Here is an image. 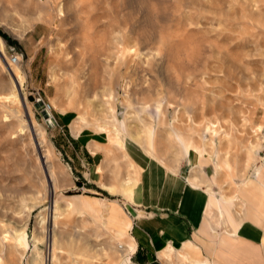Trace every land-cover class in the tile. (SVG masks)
<instances>
[{"label":"rangeland","instance_id":"374dc122","mask_svg":"<svg viewBox=\"0 0 264 264\" xmlns=\"http://www.w3.org/2000/svg\"><path fill=\"white\" fill-rule=\"evenodd\" d=\"M0 39V264H44L47 246L51 264L148 261L111 219L112 200L159 199L135 191L153 163L115 133L161 158L154 190L165 172L198 186L208 166L214 209L254 218L258 188L242 184L264 176V0H0ZM197 239L211 254L213 231Z\"/></svg>","mask_w":264,"mask_h":264},{"label":"crops","instance_id":"0c3cea01","mask_svg":"<svg viewBox=\"0 0 264 264\" xmlns=\"http://www.w3.org/2000/svg\"><path fill=\"white\" fill-rule=\"evenodd\" d=\"M186 153L194 167L204 155L202 154L194 164L192 150ZM149 160L153 163L151 167L143 166L136 160L144 170L140 171L135 191L141 192L142 196L156 192L159 199L148 204L131 205L132 209L125 207L118 200H112L115 205L111 224L125 227L127 233L135 240L131 254L134 259L147 257L148 261L144 262L147 264L159 255L161 260L170 264L175 261L182 264H264V165L257 171L258 177H262L258 182L249 180L242 184L245 189L243 192L247 194L252 191L251 185L258 188V193L250 195L252 204L245 208L252 210L254 218H246V210L240 213L229 206L214 209L207 184H204L209 178L208 166L202 167L198 176L201 184L198 186L191 184L189 176L183 173L170 179L165 172L164 184L160 183L157 190H154L152 175L159 160L154 157ZM146 167L152 176L149 186L143 180V177L147 176ZM180 171L182 172V169ZM104 186L109 190L115 189L106 184ZM216 216L217 221L227 225L223 232L216 231L212 226ZM209 228L217 239L214 240L211 254L204 251L203 245L199 244L197 239ZM224 228L225 226L221 227ZM117 235L124 234L120 232ZM125 262L126 259L122 264Z\"/></svg>","mask_w":264,"mask_h":264},{"label":"bare ground","instance_id":"6f19581e","mask_svg":"<svg viewBox=\"0 0 264 264\" xmlns=\"http://www.w3.org/2000/svg\"><path fill=\"white\" fill-rule=\"evenodd\" d=\"M3 47H4V42L0 39V50H2L3 49ZM10 62V61H9ZM10 64H12V63H10ZM14 73L12 74L14 77H18L19 76V74L17 73V70L16 71H13ZM43 107H45V106H43ZM46 108V107H45ZM48 108H46L44 111H46ZM46 114V116H48V114L47 113H45ZM52 116V115H51ZM126 125V123H125V121H124V126ZM103 126V125H102ZM106 126V125H105ZM107 127V126H106ZM108 129V128H107ZM174 129L175 130H177V128H175L174 127ZM108 131V130H107ZM117 132V131H116ZM112 134V133H111ZM118 134H119V132H118ZM191 140H189L188 141V143H187V146H189L190 148H191V150H192V152H193V163L194 164H196L197 163V161H198V159L200 158V156L202 155V154H204V148L202 147V146H193V145H191V142H190ZM112 142H114V143H116V144H121L122 145V148H123V146H124V148H126L127 149V151L129 152V154L130 155H132V157L134 158V159H136V160H138V158H137V156H135V155H141L140 156V160H142V165L143 164H145L148 160H149V158H148V156H147V153L149 152V148L146 146V149L145 150H143V152H141L139 149H138V147L135 145V144H133L129 139H128V137H126V138H124L123 140L119 137V135H117L116 133H115V135H114V138L112 139ZM145 151V152H144ZM126 152V151H125ZM154 158H156V159H158V160H161V158L160 157H157V156H154ZM196 166V165H195ZM262 167V166H261ZM99 169H100V167H98ZM111 189V188H110ZM56 228V227H55ZM54 229V228H53ZM56 230V229H55ZM53 232H54V230L52 231V236H53ZM53 238V237H52ZM121 248H122V246H120ZM55 252V250H53V253Z\"/></svg>","mask_w":264,"mask_h":264},{"label":"built area","instance_id":"2783aa9c","mask_svg":"<svg viewBox=\"0 0 264 264\" xmlns=\"http://www.w3.org/2000/svg\"><path fill=\"white\" fill-rule=\"evenodd\" d=\"M10 63L12 64H17L20 62V56L16 53H13L9 59ZM50 108V106H49ZM121 248V247H120ZM46 255H45V261L44 264H51V260H50V254H49V247L47 246V251H46Z\"/></svg>","mask_w":264,"mask_h":264}]
</instances>
